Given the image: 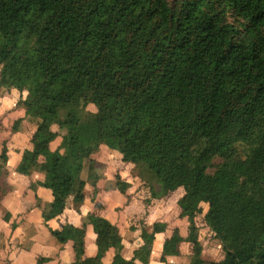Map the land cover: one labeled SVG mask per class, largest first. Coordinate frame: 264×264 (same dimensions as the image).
I'll return each mask as SVG.
<instances>
[{
  "label": "trees",
  "instance_id": "1",
  "mask_svg": "<svg viewBox=\"0 0 264 264\" xmlns=\"http://www.w3.org/2000/svg\"><path fill=\"white\" fill-rule=\"evenodd\" d=\"M2 89L27 93L18 106L37 121L23 172L52 191L46 222L84 202L82 164L109 144L149 183L183 191L191 264H264V0H0ZM197 215L219 260L205 259ZM87 222L94 256L85 227L52 231L74 242L67 264H104L112 250L111 264L148 263L155 232L143 228L128 260L116 227ZM183 241L166 239L163 259Z\"/></svg>",
  "mask_w": 264,
  "mask_h": 264
},
{
  "label": "crops",
  "instance_id": "2",
  "mask_svg": "<svg viewBox=\"0 0 264 264\" xmlns=\"http://www.w3.org/2000/svg\"><path fill=\"white\" fill-rule=\"evenodd\" d=\"M26 98L27 93L22 95L16 89L0 90V146L2 149L6 146L7 150L6 163L0 167V264L70 263L75 254L74 242L69 241L63 245L52 235V231L62 230L63 227L75 229L85 227L87 255H96L94 243L96 235L93 226L87 222L88 217L93 214L105 218L115 226H121L119 231L124 246L122 254L126 259L133 258L134 252L143 245L142 230L147 228L150 232L156 233L150 264H191L192 245L186 241L189 237V219L181 208L176 207L175 210L169 208L168 203L171 201L168 199L169 195H172L171 191L164 187V192L168 194L166 200H160L159 203L154 199L153 201L152 193L142 186L138 177L134 178L132 175L128 180L129 190L126 191V196L132 201L130 206H125L126 196L113 189L116 187L114 179L116 170L112 167L107 181H97L95 188L86 186L83 203L76 204L71 197L60 217L48 222L44 220L43 212L49 210L53 202L52 191L41 186L45 180L43 173L33 172L31 175H25L23 172L25 155L33 152L32 137L37 130V121L28 117L26 111L18 106V102ZM15 125L19 129L14 132ZM61 141V138L56 140L52 144V149H58ZM61 153L65 164L73 168L75 159L67 151L62 150ZM110 153L108 148L103 149L102 146L97 157L108 163L106 156ZM88 176V169L82 172L81 177L84 180H87ZM94 191L97 193L103 191L104 195L110 194L112 198L110 204H95ZM180 191L183 195V191ZM164 192L160 195L163 196ZM141 200L148 202L152 200L155 207L146 210V207L140 205ZM120 204L123 208H119ZM141 207L146 213V218L140 217L138 208ZM199 216L200 222L203 223L201 225L205 226L204 215ZM162 225L167 226L166 231L164 233L156 231V228ZM134 226L139 229L132 234ZM196 226L199 228L200 224ZM176 231L184 239L180 244V256L163 259L164 242ZM156 251L160 252L157 261ZM113 256L114 250L107 254L104 264H111Z\"/></svg>",
  "mask_w": 264,
  "mask_h": 264
},
{
  "label": "rangeland",
  "instance_id": "3",
  "mask_svg": "<svg viewBox=\"0 0 264 264\" xmlns=\"http://www.w3.org/2000/svg\"><path fill=\"white\" fill-rule=\"evenodd\" d=\"M93 109V107H91ZM108 148L109 151L111 152L109 156H106L108 158V163H105L104 161H102V158H98L97 154H95L94 156H92L90 161H86L84 162L83 168H82V172L88 169V179L87 180H83L85 181V187L83 189V195L85 198V188L87 185H90L91 188H95L97 181L99 180H103V181H107L108 178V174L111 172L110 168L112 167L113 170H116L115 172V186L113 187L114 191L122 194L123 196H126V191L129 190V176H132L134 178L138 177V180L142 183V186L146 187L149 192L152 193V200L154 199L155 201H157L159 203V201H165L166 197L168 196L167 193H165V189L164 186L161 184H157V183H149L147 180H145V178L143 177V175L145 173H147V168L145 166H137L131 163H125L121 160L120 155L118 154V152L116 151L115 148L111 147L109 144L108 145H103V149L104 148ZM116 155V156H115ZM110 157V158H109ZM92 165V168H91ZM75 167V165H74ZM73 167V168H74ZM82 175V174H81ZM127 186L125 189L124 187ZM123 187L124 192L121 190V188ZM103 191H100V193H97L94 191L95 197H94V203L99 205V204H110L112 198L111 195H104L102 193ZM164 192L163 196H161L160 194ZM172 195H169V201H171L170 203H168L169 208H171V210H175L176 207L181 208L179 205V199L180 197H182V193L180 190H175V191H171ZM150 200L148 201H140V205L142 207H146V210L149 209V207L153 208L155 207V205H153V201ZM131 198L126 196V202H125V206H130L131 203ZM141 208H138V211H140V217L141 218H146V213L145 211L141 210ZM119 208H123V206H119ZM99 216V215H98ZM101 217V216H99ZM103 218V217H101ZM105 219V218H103ZM200 216L197 215L195 218V223L200 224V229H199V238L201 241V244L203 246V251H204V255H205V259L207 260H219L221 258V250L218 248V245L216 244L215 241L212 240V231L210 228L206 227V225L202 226L201 224H203L202 222H200ZM106 220V219H105ZM108 221V220H107ZM109 222V221H108ZM190 223V221H189ZM113 225V224H112ZM118 230L121 229V226H115ZM139 227L134 226L132 228V234L133 232H136V230H138ZM155 229V228H154ZM167 229L166 225H162L160 227H157L156 230H159L161 233H164ZM83 230V229H82ZM85 232V240H86V228L84 230ZM173 237V236H172ZM171 237V238H172ZM182 243V242H181ZM157 252V251H156ZM162 257H163V251H162ZM143 260H146L147 258H145L143 255L141 257ZM160 258V252L158 251L156 253V261L159 260ZM161 261H163V259H160ZM151 263V256L148 259V263Z\"/></svg>",
  "mask_w": 264,
  "mask_h": 264
}]
</instances>
